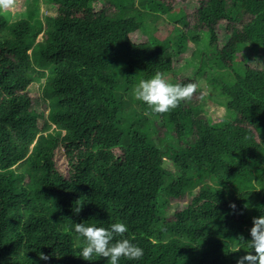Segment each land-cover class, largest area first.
Masks as SVG:
<instances>
[{
  "label": "trees",
  "instance_id": "obj_1",
  "mask_svg": "<svg viewBox=\"0 0 264 264\" xmlns=\"http://www.w3.org/2000/svg\"><path fill=\"white\" fill-rule=\"evenodd\" d=\"M27 1L15 20L0 10V264H107L78 256L74 223L116 221L144 249L120 264L248 255L253 217L264 214V69L234 57L264 52V0H204L192 25L166 23L167 0H41L90 19L42 15L39 0ZM187 55L194 77L172 83L205 81L227 113L218 126L197 89L160 114L133 96L141 79L166 76Z\"/></svg>",
  "mask_w": 264,
  "mask_h": 264
},
{
  "label": "clouds",
  "instance_id": "obj_2",
  "mask_svg": "<svg viewBox=\"0 0 264 264\" xmlns=\"http://www.w3.org/2000/svg\"><path fill=\"white\" fill-rule=\"evenodd\" d=\"M11 6L12 0H0V7ZM195 90L194 83H172L157 72L150 79H141L133 89V96L136 101L147 105L151 113L160 114L176 108L189 99ZM73 232L74 238L82 243L78 256L85 261L91 262L100 257L105 258L107 264H120L122 258L135 262L144 255V249L126 237L128 226L122 221L113 222L107 228L74 223ZM249 234L251 239L247 244L251 251L241 257L237 264H264V214L253 217ZM39 256L41 260L48 259L43 253Z\"/></svg>",
  "mask_w": 264,
  "mask_h": 264
},
{
  "label": "rangeland",
  "instance_id": "obj_3",
  "mask_svg": "<svg viewBox=\"0 0 264 264\" xmlns=\"http://www.w3.org/2000/svg\"><path fill=\"white\" fill-rule=\"evenodd\" d=\"M203 1L204 0H167V2L170 3L173 8L169 13L163 16V20L168 24H177L179 20L186 18L190 22V25H192L194 23L193 14L200 9ZM39 2L41 5L40 13L42 15H51L56 18L81 17L85 19H90L91 17L90 11H85L81 9H49L42 4L41 0H39ZM27 3V0H12L11 7H0V10L1 12L5 13L7 17L10 18V20H15L18 18V15L25 10ZM213 26L215 27V30H217V35L220 37V39H224V37L226 36L225 24L222 22H216L215 24H213ZM130 37L135 42H142L145 40V38L139 33L132 34ZM42 39L43 37L39 36L38 41H41ZM213 44H215L214 41L212 42V45ZM203 51L208 54L210 52L209 47H205ZM244 56L245 57L238 54L234 57V61L241 62L245 58V60L247 59V65L253 68L264 69V52L262 50L247 51L244 53ZM188 57L189 55L175 61L173 63L171 71H169L164 77L170 82H172L173 80L186 82L189 79L193 78L195 70L189 64V62H187ZM40 88L41 85L39 83H33L29 86L28 92L31 97H33V105L35 106V108H39L41 110L43 109L45 116L47 114V110L44 105V102L41 99ZM196 89L197 93L195 95V98L198 99L199 97H201L203 99L199 108L203 110L204 114L207 116L212 125L218 126L222 124L227 118V113L223 107L211 101V99H213L215 96V92L205 81H202L200 79L198 80ZM56 165L57 169L61 170L62 173H64V175L66 176L67 167L63 153L59 154L56 158ZM162 165L164 168L167 169H171L172 167L171 162L168 160H164L162 162ZM187 201L188 199H185L183 203L185 204V202Z\"/></svg>",
  "mask_w": 264,
  "mask_h": 264
}]
</instances>
